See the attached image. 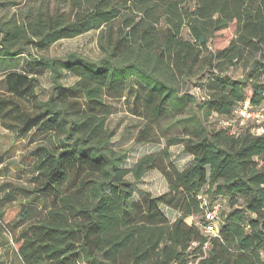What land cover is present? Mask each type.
Instances as JSON below:
<instances>
[{"label": "trees", "instance_id": "16d2710c", "mask_svg": "<svg viewBox=\"0 0 264 264\" xmlns=\"http://www.w3.org/2000/svg\"><path fill=\"white\" fill-rule=\"evenodd\" d=\"M66 6L27 7L0 22V126L34 145L17 166L29 179L0 185V232L11 234L18 264H264V134L233 131L245 105L264 112V0ZM232 25L229 44L213 51L211 41ZM92 32L99 33L97 60L32 54ZM237 67L243 77L227 75ZM46 72L52 87L42 100ZM66 74L76 78L69 88ZM122 100L139 108L136 145L166 143L129 169L107 129ZM212 116L230 126L209 128ZM173 146L192 157L183 170L170 161ZM153 171L168 191L131 202L134 182ZM205 200L229 206L217 236L203 231ZM196 216L200 227L186 222Z\"/></svg>", "mask_w": 264, "mask_h": 264}, {"label": "rangeland", "instance_id": "374dc122", "mask_svg": "<svg viewBox=\"0 0 264 264\" xmlns=\"http://www.w3.org/2000/svg\"><path fill=\"white\" fill-rule=\"evenodd\" d=\"M18 4V5H17ZM41 6L49 7L51 10H67L66 0H0V22L10 21L15 16H21L27 7L39 8ZM98 32L88 33L81 37L72 40H62L45 51H37L32 49V54L35 58H63L68 54L75 53L80 54L92 60L100 58V51L97 45ZM235 35V26L232 25L229 29L218 33L211 41V47L213 51H217L225 48L231 39ZM185 38H190L189 32L184 31ZM1 38V37H0ZM19 68L25 66L27 63V55L22 56L19 59ZM11 67V66H10ZM8 67V68H10ZM3 69L0 67V72ZM228 76L234 78H241L244 75L242 68H231L227 72ZM0 75V81H1ZM41 87L38 91L39 97L42 100H47L49 92L52 87V80L50 72H46L40 77ZM76 82V78L66 74L63 78V85L66 88L71 87ZM180 88L183 91H188L192 94L198 95L199 91L194 88V84L190 82H181ZM1 89V88H0ZM264 114V112H262ZM259 123L264 124V116H251L244 117L243 115H236L233 121V131H238L241 128L249 129L258 126ZM207 125L209 128L217 127H229L230 123L224 118L218 116H212L207 119ZM142 126V120L139 117V108L133 104L122 101H116L113 103V114L110 116L107 129L110 133L114 134L111 140V147L116 151L126 154V161L124 167L129 169L144 155L158 153L166 147L165 140H162L161 144L152 145H136L135 137L137 131ZM34 145H29L27 140H16L9 132L4 130L0 126V155L6 157V163L0 167V170L9 167V176L7 178L0 176V185L3 183L26 182L29 179L27 174H23L19 171L17 166L22 157H24ZM171 158L170 161L174 167L178 170H183L188 167L192 162V157L183 152L182 146L170 147ZM132 180V178H129ZM134 196L131 202L140 201L146 193L151 194L153 197L164 194L168 191V184L164 177L158 171H153L145 175V177L139 181L134 182ZM229 211V206L223 203V214ZM169 217L174 219L176 214ZM189 225H195L200 227V217H191L186 221ZM13 243L11 241V234L9 232H0V264H18L15 257Z\"/></svg>", "mask_w": 264, "mask_h": 264}, {"label": "built area", "instance_id": "2783aa9c", "mask_svg": "<svg viewBox=\"0 0 264 264\" xmlns=\"http://www.w3.org/2000/svg\"><path fill=\"white\" fill-rule=\"evenodd\" d=\"M250 107L249 105H245V107L241 110H239L237 112V115H243L244 117L247 114V117H251V116H259V115H263L261 112L258 113H253L251 111H249ZM253 133L257 134V135H262L264 134V124L263 123H259L258 126H255L253 128ZM204 218H205V226L203 227V231L205 234L207 235H212V236H217L219 231V224L221 222V211L223 208V203L222 202H213V203H209L205 200L204 204Z\"/></svg>", "mask_w": 264, "mask_h": 264}]
</instances>
